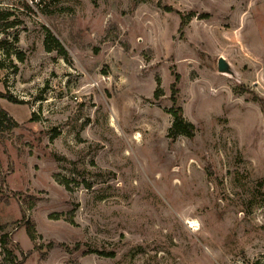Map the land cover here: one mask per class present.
<instances>
[{
    "label": "rangeland",
    "instance_id": "rangeland-1",
    "mask_svg": "<svg viewBox=\"0 0 264 264\" xmlns=\"http://www.w3.org/2000/svg\"><path fill=\"white\" fill-rule=\"evenodd\" d=\"M0 12V93L22 102L0 98V264H264V0ZM176 73L192 138L168 137Z\"/></svg>",
    "mask_w": 264,
    "mask_h": 264
},
{
    "label": "trees",
    "instance_id": "trees-1",
    "mask_svg": "<svg viewBox=\"0 0 264 264\" xmlns=\"http://www.w3.org/2000/svg\"><path fill=\"white\" fill-rule=\"evenodd\" d=\"M164 10L167 12L172 11V9L170 7L165 6ZM12 16L11 12H0V18L3 19L5 22V24H2V29H7V28H11L12 27V22H8L7 20ZM192 14L191 15H187L184 16L182 14H180V29H183L184 26L186 25V23L191 19ZM46 32V36L43 42V46H44V50L45 52H52V51H56L58 55H60L61 57H63L64 59L67 56V53L65 51V49L63 48V46L60 44V42L52 35L51 31H49L48 29H45ZM18 58L20 61L23 60V56L18 55ZM180 80V76L179 74H174V81L172 83V85L170 86L171 89V102H172V106L167 109V113L172 117V123H171V127L168 130V137L175 139L178 136H184L186 138H192L194 136V131L195 128L193 126V124H191L190 122L186 121L183 117H182V109L177 106V95H178V88H177V84L179 83ZM162 94V91L159 87V85L157 86L155 92H154V97L157 99L160 97V95ZM0 98L2 99H6L7 101H9L10 103L13 104H21L22 102L12 98L10 95L8 94H3L0 93ZM32 117L34 118L35 115L33 114ZM31 118V119H33ZM9 122L11 121L7 112L5 110H3L0 106V125H2L4 122ZM17 124L15 122H11V124H9L10 127L12 126H16ZM23 222L24 225L26 226V233L27 236L29 238L30 241H34L35 237H34V227L29 223V221L24 220L23 217ZM3 243L4 244H9L10 243V238L7 235H4L3 238ZM9 255V253H8ZM10 264H21L19 262H15V260H10L9 262Z\"/></svg>",
    "mask_w": 264,
    "mask_h": 264
},
{
    "label": "water",
    "instance_id": "water-1",
    "mask_svg": "<svg viewBox=\"0 0 264 264\" xmlns=\"http://www.w3.org/2000/svg\"><path fill=\"white\" fill-rule=\"evenodd\" d=\"M218 71L221 73H227L229 70L228 64L225 62L223 58H219L217 62Z\"/></svg>",
    "mask_w": 264,
    "mask_h": 264
}]
</instances>
